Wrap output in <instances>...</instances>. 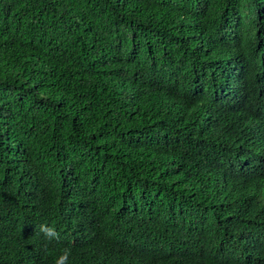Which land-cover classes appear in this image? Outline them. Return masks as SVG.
Returning <instances> with one entry per match:
<instances>
[{
  "label": "trees",
  "instance_id": "obj_1",
  "mask_svg": "<svg viewBox=\"0 0 264 264\" xmlns=\"http://www.w3.org/2000/svg\"><path fill=\"white\" fill-rule=\"evenodd\" d=\"M261 73L264 0H0V264H264Z\"/></svg>",
  "mask_w": 264,
  "mask_h": 264
},
{
  "label": "clouds",
  "instance_id": "obj_2",
  "mask_svg": "<svg viewBox=\"0 0 264 264\" xmlns=\"http://www.w3.org/2000/svg\"><path fill=\"white\" fill-rule=\"evenodd\" d=\"M260 80L264 85V73L260 74ZM246 79H241L239 86L244 87ZM204 138L208 142L215 141L217 144L216 155L226 157L233 164L250 167L255 173L264 171V121L246 119H219L211 128L205 130ZM254 194H258L261 206L264 205V182L256 185ZM252 187L241 190L239 199ZM39 232L49 241L58 240L60 233L54 226L47 224L39 225ZM71 249L64 248L56 258L54 264H69Z\"/></svg>",
  "mask_w": 264,
  "mask_h": 264
}]
</instances>
